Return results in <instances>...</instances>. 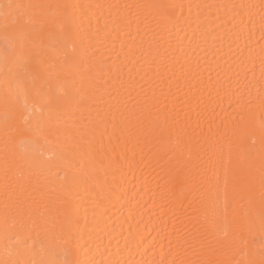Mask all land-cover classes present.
Segmentation results:
<instances>
[{"label": "bare ground", "instance_id": "6f19581e", "mask_svg": "<svg viewBox=\"0 0 264 264\" xmlns=\"http://www.w3.org/2000/svg\"><path fill=\"white\" fill-rule=\"evenodd\" d=\"M0 264H264V0H0Z\"/></svg>", "mask_w": 264, "mask_h": 264}]
</instances>
